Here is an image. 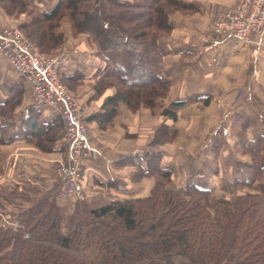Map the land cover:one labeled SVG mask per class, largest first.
<instances>
[{"label": "trees", "instance_id": "obj_1", "mask_svg": "<svg viewBox=\"0 0 264 264\" xmlns=\"http://www.w3.org/2000/svg\"><path fill=\"white\" fill-rule=\"evenodd\" d=\"M0 4L8 14L32 16L22 28L42 51L63 42L56 27L68 16L74 35L87 34L98 53L108 52L105 67L96 73L95 89L100 94L114 87L115 93L105 98L102 112L89 116L101 129L113 124L121 102L132 109L140 104L154 108L166 97L170 84L161 71L159 39L172 31L173 12L194 10L181 0H57L52 9H41L31 0H0ZM64 74L61 78L73 88L77 78ZM15 103L0 105V114L11 113ZM161 114L166 120L178 118L163 105ZM38 118V113L29 111L26 137L32 141L41 137L44 149L51 151L60 125L50 123L45 129ZM5 134L0 126V144L6 142ZM175 136L164 121L150 145L160 147ZM241 150L251 163L237 164L234 187L256 189L264 177V136L243 141ZM135 157L133 182L147 176L155 179L146 197L97 204L80 199L66 212L55 193L32 184L0 193L17 209L20 223L15 231L0 227V264H264L263 196L242 193L212 203L210 189L194 183L171 186L172 170L162 165L160 150Z\"/></svg>", "mask_w": 264, "mask_h": 264}, {"label": "crops", "instance_id": "obj_2", "mask_svg": "<svg viewBox=\"0 0 264 264\" xmlns=\"http://www.w3.org/2000/svg\"><path fill=\"white\" fill-rule=\"evenodd\" d=\"M31 1L41 9H52L57 3ZM181 1L192 4L193 13L171 15L172 32L159 39L161 71L170 84L162 105L178 115L176 121L162 115V122H167L177 136L160 147L150 145L153 125L149 126L152 123L146 120L150 118L146 113L141 120L133 121L131 114L121 109L110 130L100 129L89 119L102 112L103 100L115 93V89H109L102 99L94 98L95 76L105 67L108 52L98 53L86 38H72L63 47L71 57L64 75L84 82L83 113L90 122L80 191L73 198L123 200L148 196L154 180L144 177L133 182L132 177L138 163L135 156L152 149L163 153L162 165L172 170L173 188L194 183L210 189L212 203L233 200L242 193L264 197V177L256 189L234 187L237 164L251 163V157L242 153L241 144L264 136V34L243 44L230 36L216 39L212 33L216 12L238 0ZM10 18L29 22L23 13L9 16L0 5V27ZM8 100L16 103L11 113L0 114V126L6 130V142L0 144V193L32 184L57 194L63 183L60 161L66 156L64 122L52 107L37 104L24 79L0 58V105ZM30 110L38 113L45 129L50 123H59L53 150L42 151L26 137L24 121ZM261 163L264 166V153Z\"/></svg>", "mask_w": 264, "mask_h": 264}, {"label": "built area", "instance_id": "obj_3", "mask_svg": "<svg viewBox=\"0 0 264 264\" xmlns=\"http://www.w3.org/2000/svg\"><path fill=\"white\" fill-rule=\"evenodd\" d=\"M212 33L216 39L230 36L238 44L248 42L253 36L263 35L264 0H238L217 11L213 18ZM0 58L8 61L25 80L36 102L52 107L61 116L67 159L60 162L64 180L59 196L65 198L77 193L83 160L88 154V126L80 113L79 104L61 83V75L69 65V58L39 53L17 28L9 24L0 27ZM0 227L17 230L20 224L10 219L9 214L0 212Z\"/></svg>", "mask_w": 264, "mask_h": 264}, {"label": "rangeland", "instance_id": "obj_4", "mask_svg": "<svg viewBox=\"0 0 264 264\" xmlns=\"http://www.w3.org/2000/svg\"><path fill=\"white\" fill-rule=\"evenodd\" d=\"M1 7L3 8L2 5H1ZM5 13L8 14L6 11H5ZM175 13H184V14H186V13H193V10H190V11H180V10H176L171 15H173ZM21 14L22 13H20V12H16V13H13V14H8V15L9 16L12 15V16L18 17ZM23 14L29 19L28 21L30 22L32 16L29 13H25V12H23ZM29 22L22 21L20 19H17L16 20V18H10L5 24H9V25H12L13 27L17 28L22 33V35L25 38V40L29 44L33 45V48L36 49V50H38V52L41 53V54H43V55H46V56H54V55L67 56L69 58V60H70V62H69V64H70L71 63V57L68 54H65L63 52V50H62L63 47L65 46L66 42L70 41L72 38H78L77 40H79V38H86L88 40V42L90 43V45L94 46V44L91 42L90 37L87 34L82 33V34L74 35L73 34V31L71 29V25H70L71 19L68 16H63L60 19L58 26L56 27V30H60V33H63L62 34L63 35V38H64L63 39V42L60 45L55 46L54 48H52L49 51H42L40 49L39 45L36 42L30 40V38L28 37L26 31L22 28V25L23 24H26V23H29ZM170 33L163 34V35H161V37L162 36L170 35ZM73 81H74V83H73L74 86H73V88H71L69 85H67L65 83L64 79L61 78V83L66 87V89L68 90V92L77 101V103L80 106V113L82 114V116H84V113H83L84 112V106H83V103L84 102L82 103V99H83L82 98V94H83V91L85 90L84 82H79V81H76V80H73ZM94 87H95V85H94ZM109 89H115V88L114 87H108V88L104 89L103 92L100 93V94H97V92H96L95 95H94V98L95 99H98V100L99 99H102L101 97H103L107 93V91ZM95 91H96V89H95ZM104 100H103V102H104ZM163 100H164V98H162V99L160 98L157 101V104H156V106L154 108H149V107H146V106H143L142 104H140L135 109H132L128 105H126V103L121 102L120 105L118 106L117 114L115 115L113 121L116 120L117 115H119V111H121V109L122 110H126L127 112H129L131 114V116H132V120L133 121L136 118L138 119L139 117H140V120H141L142 115L144 113H146L150 117V118H147L146 120H148V121H150L152 123V124H149V126L150 125H153V127L150 130V133L154 137V134H155V131H156L157 127H159L162 124V121H163V116L161 114V110H162V104H161V102H163ZM84 118L86 119L85 116H84ZM86 122H87L88 133H89V130H90V122L87 119H86ZM137 122H139V121H137ZM113 127H114V122H113L112 125L108 126L106 129H103V130H108V129L110 130ZM125 134H127L126 131H125ZM176 136H177V132H176ZM176 136H175V138H176ZM174 139H172L170 142H172ZM33 143L34 144H37L39 146V149L40 150L47 151V150L44 149L46 147V145H43V139L41 137L39 138V140L37 142H36V140H33ZM166 143H168V142H166ZM65 154H66L65 158L64 159L62 158V160L60 162L65 161L67 159V148H66V153ZM147 177H149V176H147ZM150 178H152L154 180V183H155V179L153 177H150ZM81 179H82V177H81ZM80 186H81V181H80ZM61 188H62V186H61ZM61 188L57 191V194L56 195L59 198L58 203L61 204V206L64 208V210L66 212H70L71 209H73L75 202L77 200H80V199H87V200L91 201L94 204L101 203V202H104L105 200H107V198L98 197V196H91L89 198H87V197H77V198H73V197L79 195L80 189H79V191L77 193H74L71 196L69 195V196H67V197L64 198V197L59 196V194L61 192ZM0 212L3 213V214H9V218L10 219L17 220V215H16L17 214V209L13 205L7 204L5 202V200L4 199H1V198H0ZM13 230L15 231L16 229H13ZM23 235H24V237H27L26 235H28V233L25 232ZM91 255L94 256V254H91Z\"/></svg>", "mask_w": 264, "mask_h": 264}]
</instances>
